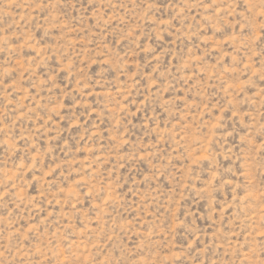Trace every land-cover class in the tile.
Returning <instances> with one entry per match:
<instances>
[{
	"label": "rangeland",
	"instance_id": "1",
	"mask_svg": "<svg viewBox=\"0 0 264 264\" xmlns=\"http://www.w3.org/2000/svg\"><path fill=\"white\" fill-rule=\"evenodd\" d=\"M0 264H264V0H0Z\"/></svg>",
	"mask_w": 264,
	"mask_h": 264
}]
</instances>
